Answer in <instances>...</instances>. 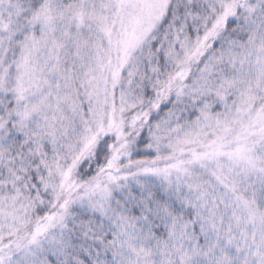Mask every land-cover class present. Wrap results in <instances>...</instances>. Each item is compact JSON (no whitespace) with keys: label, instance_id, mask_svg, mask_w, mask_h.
Instances as JSON below:
<instances>
[{"label":"snow or ice","instance_id":"6c2138e0","mask_svg":"<svg viewBox=\"0 0 264 264\" xmlns=\"http://www.w3.org/2000/svg\"><path fill=\"white\" fill-rule=\"evenodd\" d=\"M0 264H264V0H0Z\"/></svg>","mask_w":264,"mask_h":264}]
</instances>
